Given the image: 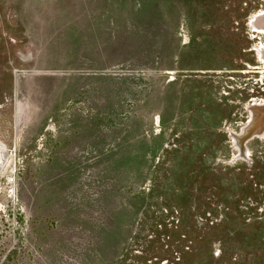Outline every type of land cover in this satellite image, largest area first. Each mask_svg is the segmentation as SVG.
<instances>
[{
  "label": "rangeland",
  "instance_id": "obj_1",
  "mask_svg": "<svg viewBox=\"0 0 264 264\" xmlns=\"http://www.w3.org/2000/svg\"><path fill=\"white\" fill-rule=\"evenodd\" d=\"M263 24L264 0H0V264H264V134L235 138Z\"/></svg>",
  "mask_w": 264,
  "mask_h": 264
},
{
  "label": "water",
  "instance_id": "obj_2",
  "mask_svg": "<svg viewBox=\"0 0 264 264\" xmlns=\"http://www.w3.org/2000/svg\"><path fill=\"white\" fill-rule=\"evenodd\" d=\"M251 112L252 116L249 123L243 128L241 134L235 136L241 156L243 157L246 156V143L256 136H261L262 134H264V103H258L257 105L254 104L251 107Z\"/></svg>",
  "mask_w": 264,
  "mask_h": 264
},
{
  "label": "flooded vegetation",
  "instance_id": "obj_3",
  "mask_svg": "<svg viewBox=\"0 0 264 264\" xmlns=\"http://www.w3.org/2000/svg\"><path fill=\"white\" fill-rule=\"evenodd\" d=\"M4 144H3V142L2 141H0V148H1V151H0V153L2 154V156L4 157V155H3V153H4V150H2L3 148H4ZM7 152V151H6Z\"/></svg>",
  "mask_w": 264,
  "mask_h": 264
},
{
  "label": "bare ground",
  "instance_id": "obj_4",
  "mask_svg": "<svg viewBox=\"0 0 264 264\" xmlns=\"http://www.w3.org/2000/svg\"><path fill=\"white\" fill-rule=\"evenodd\" d=\"M264 25V24H263ZM264 55V54H263Z\"/></svg>",
  "mask_w": 264,
  "mask_h": 264
}]
</instances>
